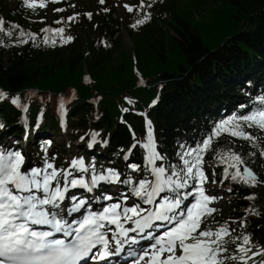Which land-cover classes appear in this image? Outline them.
Listing matches in <instances>:
<instances>
[{"label": "trees", "instance_id": "1", "mask_svg": "<svg viewBox=\"0 0 264 264\" xmlns=\"http://www.w3.org/2000/svg\"><path fill=\"white\" fill-rule=\"evenodd\" d=\"M109 1L99 0L92 11L79 12L70 27L67 0H47L44 7L35 8L23 0H0V91L7 94L0 99V147L24 155L30 151L43 162L54 149L60 164L56 169L67 172L72 166H65L68 157L82 159L89 171L72 167L69 172L85 181L93 175L92 166L95 175L112 170L119 182L102 181L94 194L88 191L90 206H95L94 198L105 202L111 196L123 204L133 199L142 209L146 203L130 189L140 180L154 179L144 147L147 121L163 157L155 166L169 169L181 166V154L212 135L221 122L261 107L264 0H144L142 9L141 0H130L133 11L126 21ZM147 14L151 18L146 23L132 27ZM15 97L23 102L26 115L11 102ZM56 100L63 104V114L56 110ZM244 131L255 141L223 133L213 141L215 151L203 155L201 166L208 177L206 187L227 197L226 207L206 223L213 229L226 226L232 237H241L227 245L230 253L245 235L253 252L264 251V132L247 127ZM5 137H14L16 146L6 148ZM77 139L85 147L73 152L67 146ZM229 151L243 159L239 167L255 173V186L232 179L236 169L219 159ZM190 183L181 191L194 192L198 184ZM115 185L122 192H113ZM193 200L189 196L181 208ZM262 260L264 256L257 255L248 264Z\"/></svg>", "mask_w": 264, "mask_h": 264}, {"label": "snow or ice", "instance_id": "2", "mask_svg": "<svg viewBox=\"0 0 264 264\" xmlns=\"http://www.w3.org/2000/svg\"><path fill=\"white\" fill-rule=\"evenodd\" d=\"M100 2L103 3L104 0ZM23 3L29 8L36 7L29 0H23ZM39 6L45 5L41 3ZM144 6V0H141L139 7L142 9ZM125 8L129 12L133 11L128 5H125ZM150 18V14H147L132 27L142 25ZM3 23L0 19V31H4ZM59 31L62 33L64 30L61 28ZM20 35L24 33L21 32ZM68 40H71V37H68ZM5 98L7 94L0 91V99ZM11 102L20 105L19 97L13 98ZM258 102L261 107L250 114L233 116L221 122L215 132L202 143L181 154V166L170 165L169 169L155 166V162L163 157L155 149L151 121H147V142L144 147L147 150V164L151 166L150 172L154 179L140 180L130 191L144 203L155 204L154 211L141 209L138 205L122 208L120 203H115L99 212L89 211L82 219H73L70 222L66 217L78 213L86 203L78 200L75 195L66 196L70 188L80 187L91 192L101 181L119 182V175L112 170H108L107 175H95L96 170L92 166L93 175L89 181L83 178L69 180L71 172L57 170L47 159L43 168L26 166L25 155L20 150H5L0 147V264H81L89 259L106 260L122 251L123 241L119 237L127 238L130 231L143 232L152 226L153 221H164L173 226L162 236L152 237L156 243L151 245L149 251L139 255L135 264H139L145 257L149 258L146 264H228L235 261L248 264L253 257L264 256V251L253 252L252 247H248L251 240L247 235L243 236L242 243L237 244L236 252L230 253L227 245L236 243L241 237H232L226 226H220L218 229L208 226L207 217L217 211L209 205L218 198L206 194L204 184L208 182V177L201 167L203 155L215 151L213 141L223 133L254 142L256 137L244 131L245 127L258 128L264 132V96H260ZM3 128L4 124L0 122V129ZM44 151L47 152L46 147ZM185 156L191 159H185ZM219 159L236 169L232 174L233 180L239 178L245 184H257V177L250 169L245 168L243 173L240 171L239 166L244 164V161L238 153H220ZM72 167L85 173L89 171L82 159L73 160ZM130 167L133 171L139 170L137 165ZM191 181L197 182L199 187L195 188L194 192L181 191L190 188ZM124 183L132 182L126 180ZM164 192L171 193V196H161ZM189 196L195 197V202L182 209L183 201ZM66 198L74 203L71 207L62 208L61 204ZM156 198H159V203ZM105 199L111 200L112 197L106 196ZM123 199L127 200L128 197ZM124 222L135 224V228H124ZM201 224H204V228H201ZM109 225L119 229L118 232H113L114 251L109 250L112 241L108 239L105 231ZM33 226H47L49 230H39ZM149 235L151 236V233ZM229 237L231 239H226ZM93 249L97 251L93 252ZM249 253L252 255L249 256ZM261 264H264V260Z\"/></svg>", "mask_w": 264, "mask_h": 264}, {"label": "rangeland", "instance_id": "3", "mask_svg": "<svg viewBox=\"0 0 264 264\" xmlns=\"http://www.w3.org/2000/svg\"><path fill=\"white\" fill-rule=\"evenodd\" d=\"M14 1L15 0H12V2H14ZM45 1H47V0H29L30 3H35L36 5H40L41 3L44 4ZM52 1L54 2L55 0H52ZM58 1H62V0H58ZM67 1L70 4L71 15H72V19H71L70 25H69L70 27L72 26V24H74L76 22V15L79 12H81L83 10H85L87 12L88 11H92L93 3H98L99 2V0H67ZM15 3H17V2H15ZM109 3L115 7V10L118 13V15L120 16V18L123 21H126L129 11L127 10V8H125V5H128L129 7H132L131 3H130V0H110ZM68 134H69V132L64 133L63 137L67 138ZM234 138H237V137H234ZM237 139L238 140H242L240 138H237ZM16 144L17 143H16V140H15L14 137H11V138L5 137L4 138V144L3 145L6 148H8V147L14 148L16 146ZM83 144H84L83 141H81L80 139H77L74 142H72L69 146H67V148L74 152L76 150V147H80V146L85 147V145H83ZM25 158H26V166L30 165V166L35 167V166H38V165H41V164H45L43 162V160L39 161V160L34 159L35 157L32 155V153L30 151H25ZM47 161L50 162V163H53L55 168H60L59 161L57 160V154H56L54 149H52V154L49 156ZM69 164H71V158L68 157L66 159L65 166L68 167ZM240 171H241V169H240ZM88 180H89V177H88ZM198 187H199V185H198ZM112 189H113L112 190L113 192L121 191L120 187L118 185L113 186ZM204 189H205L206 194L218 198L215 202H213L211 205H209L210 207H213V208H215L217 210L215 213L223 210L224 207H226V199H227V197H226V194L224 192H222L220 190H213L212 191L209 187H206L205 184H204ZM66 196H69L68 193L66 194ZM134 201L135 200H132L128 204H125V205L121 204V207L122 208L123 207H132L133 205H136V203ZM194 202L195 201L191 202L190 204H193ZM72 203H74V202L70 201V200H68L66 198L65 201L62 203V204H64V205H62V208L65 207V206L71 207ZM108 204L110 206V205L115 204V203H112V204L108 203ZM84 207H87V205H85ZM103 208H105V207H103ZM142 208L145 209L146 207L142 206ZM149 211H153V209H151V207H150ZM75 214L76 213H73L74 216H75ZM62 215H64V213H62ZM66 218L69 221H71L72 217L68 216ZM130 223L131 222H124L123 223L124 228H126V225H129ZM235 225H236L235 222H230V226L235 227ZM201 228H204V224H201ZM153 229H154L153 227L151 229H147V228L144 229L143 232H141V235H142L141 237L147 236V238H151V239H153L152 237H158L154 233H153V235H151V237L148 236L149 235L148 231H152L153 232ZM152 232H151V234H152ZM158 233H164V231H161V232H158ZM153 240H155V239H153ZM153 244H154V242L152 240L145 241L143 248L149 251L150 248H151V245H153ZM148 259L149 258H147V260Z\"/></svg>", "mask_w": 264, "mask_h": 264}, {"label": "bare ground", "instance_id": "4", "mask_svg": "<svg viewBox=\"0 0 264 264\" xmlns=\"http://www.w3.org/2000/svg\"><path fill=\"white\" fill-rule=\"evenodd\" d=\"M133 227H134L133 224L126 225V229H130V228H133ZM46 228H48V227L46 226ZM149 229H151V227H150ZM130 232H131V231H130ZM129 234H130V233H128V235H129ZM129 238H130V237H127L126 239L129 240ZM146 239H147V238H146ZM146 239H145V240H146ZM124 240H125V238L122 237V241H124ZM145 240H143V241H136V242H131V241H126V240H125V243H126L125 249H127L130 253H134L135 250H136V247H137V246H142V245H144ZM146 241H148V240H146ZM120 258H121V257H118V259H120Z\"/></svg>", "mask_w": 264, "mask_h": 264}, {"label": "water", "instance_id": "5", "mask_svg": "<svg viewBox=\"0 0 264 264\" xmlns=\"http://www.w3.org/2000/svg\"><path fill=\"white\" fill-rule=\"evenodd\" d=\"M245 168H247L246 166H243L242 168H241V172L243 173L244 172V169ZM249 169V168H248Z\"/></svg>", "mask_w": 264, "mask_h": 264}]
</instances>
